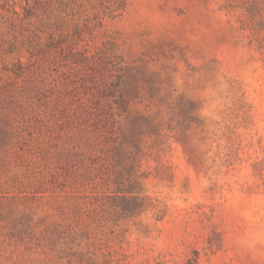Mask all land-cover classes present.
I'll return each mask as SVG.
<instances>
[{
    "label": "rangeland",
    "instance_id": "obj_1",
    "mask_svg": "<svg viewBox=\"0 0 264 264\" xmlns=\"http://www.w3.org/2000/svg\"><path fill=\"white\" fill-rule=\"evenodd\" d=\"M0 264H264V0H0Z\"/></svg>",
    "mask_w": 264,
    "mask_h": 264
}]
</instances>
